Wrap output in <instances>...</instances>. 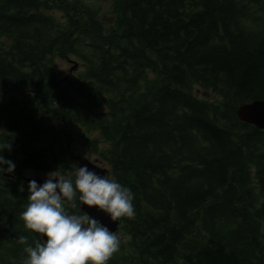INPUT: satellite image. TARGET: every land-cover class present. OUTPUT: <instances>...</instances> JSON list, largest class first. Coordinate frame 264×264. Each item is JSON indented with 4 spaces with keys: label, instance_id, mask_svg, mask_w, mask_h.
Instances as JSON below:
<instances>
[{
    "label": "trees",
    "instance_id": "trees-1",
    "mask_svg": "<svg viewBox=\"0 0 264 264\" xmlns=\"http://www.w3.org/2000/svg\"><path fill=\"white\" fill-rule=\"evenodd\" d=\"M56 6L0 0V155L15 165L0 174V264L41 239L20 218L25 169L66 176L90 144L134 195L108 264H264V128L237 113L264 99V0H116L109 29L86 3L80 23ZM68 52L84 69L58 78Z\"/></svg>",
    "mask_w": 264,
    "mask_h": 264
},
{
    "label": "clouds",
    "instance_id": "clouds-1",
    "mask_svg": "<svg viewBox=\"0 0 264 264\" xmlns=\"http://www.w3.org/2000/svg\"><path fill=\"white\" fill-rule=\"evenodd\" d=\"M6 149L11 151V143ZM4 164L8 167H0V174L14 171L13 162L0 155V166ZM28 192V204L20 218L25 229L40 234L41 239L24 248V264H108L119 251L121 240L115 232L86 211L70 213L69 204L73 209L77 201L88 208L95 207L112 222L134 218L136 214L129 188L86 165L73 164L66 176L49 172L42 185L31 180ZM18 242L27 244V237L20 236Z\"/></svg>",
    "mask_w": 264,
    "mask_h": 264
},
{
    "label": "rangeland",
    "instance_id": "rangeland-1",
    "mask_svg": "<svg viewBox=\"0 0 264 264\" xmlns=\"http://www.w3.org/2000/svg\"><path fill=\"white\" fill-rule=\"evenodd\" d=\"M57 5L55 8L51 9V11L56 15V18L58 22L61 24H66V22L69 19H73L74 21H77L80 23L83 19L80 18L81 13L86 14V12H95L94 16L96 19L102 21L104 24L105 29H109L115 22V8H116V0H56ZM88 4V7H79L78 10L81 9V11L86 10V12H79L78 10H75L73 7V4ZM79 12V13H78ZM54 66L57 70V77L63 78L67 74H70L71 76H77L81 70L84 69V63L83 60L74 52H68L65 54H55L53 57ZM201 93L203 96H208L210 98L216 97V93L213 90H201ZM95 134V133H94ZM98 138V142H104V138L102 136H96ZM74 154H72V158L74 156L84 157L87 155H91L92 152L89 151V147L86 148V150H81L80 148L74 149ZM93 154V153H92ZM94 155V154H93ZM76 157V162H78V159ZM111 168V166H110ZM52 171H38L33 168L25 169L24 174L28 176L35 177L37 179H41L42 182H39V180H35L38 185H42L44 181L47 178V173ZM112 173V171H111ZM58 174V172H57ZM113 178V175H112ZM31 180H27V182L22 183V187L28 191V183ZM29 193V192H28ZM30 195V193H29Z\"/></svg>",
    "mask_w": 264,
    "mask_h": 264
},
{
    "label": "water",
    "instance_id": "water-1",
    "mask_svg": "<svg viewBox=\"0 0 264 264\" xmlns=\"http://www.w3.org/2000/svg\"><path fill=\"white\" fill-rule=\"evenodd\" d=\"M237 112L242 119L255 123L258 126L264 127V99H254L250 102H244L239 105ZM85 165L89 168V170H93L96 172L100 170V167L98 166L92 167V162H90L89 160L81 161V163L79 164L80 167H83ZM104 170L105 168L101 170L102 174L100 175H104ZM33 180H39V182H42L40 178H33ZM82 208L86 210L93 218L97 219L101 224L108 227L110 230L115 229L116 225L119 222H112L110 217H108L103 212L98 211L95 207L88 208L86 205H82Z\"/></svg>",
    "mask_w": 264,
    "mask_h": 264
}]
</instances>
